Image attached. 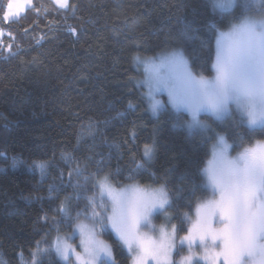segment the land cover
I'll use <instances>...</instances> for the list:
<instances>
[{
  "label": "trees",
  "instance_id": "trees-1",
  "mask_svg": "<svg viewBox=\"0 0 264 264\" xmlns=\"http://www.w3.org/2000/svg\"><path fill=\"white\" fill-rule=\"evenodd\" d=\"M8 2L0 0V259L31 264L36 242L47 235L40 247L49 246L56 232L45 217L57 216L60 200L74 191L70 186L57 191L61 172L67 184L69 170L87 164L83 175L73 176V182L84 184L101 156L105 172L121 169V182L115 185L132 182L124 179L134 167L132 156L148 169L139 183L153 184L149 173L155 174V184L167 181L169 209L176 224L183 221L178 234H185L189 219L180 215L191 216L208 195L200 170L214 131L239 145L241 137L245 144L264 140V130L251 132L238 118L235 124L213 122L214 131H188L183 125L188 115L169 107L152 116L136 82L143 70L133 57L181 48L196 74L210 76L206 45L214 49L215 42L210 26L227 28L243 14L244 0L228 12L215 9L212 0H69L74 14L53 0H31L11 22L4 19ZM150 144L154 154L146 161L143 149ZM63 154L75 159L66 162ZM34 162L47 164L43 177ZM92 194L89 182L83 195ZM110 243L116 264H129L114 237ZM50 262L62 264L55 253L44 258V264Z\"/></svg>",
  "mask_w": 264,
  "mask_h": 264
},
{
  "label": "snow or ice",
  "instance_id": "snow-or-ice-1",
  "mask_svg": "<svg viewBox=\"0 0 264 264\" xmlns=\"http://www.w3.org/2000/svg\"><path fill=\"white\" fill-rule=\"evenodd\" d=\"M54 2L59 9L71 7L75 13L76 7L69 0ZM233 2L214 0V7L227 11ZM27 3L30 0H25ZM25 4L9 0L5 21L11 22L23 12ZM229 23L227 31L215 24L210 26L215 29L214 49L211 43L206 45L212 57L211 76L195 74L181 48L144 59L133 57L137 65L144 66L143 78L137 80V85L147 88L144 96L154 114L165 106L157 96L166 93L167 104L178 114L188 115L184 123L190 130L206 131L211 127L200 119L202 114L223 119L233 108L239 113L240 123L251 132L264 130V0H244L243 14ZM69 30L76 33L74 28ZM7 51L12 54L11 46ZM88 135L94 136L95 131L90 130ZM236 147L240 150L230 155V149ZM153 152L152 145H145L144 160H151ZM62 158L69 163L75 159L72 154H63ZM131 160L134 167L128 169L129 175L124 179L132 182L119 189L112 185L121 182L117 178L121 169L117 167L113 172L109 168L105 172L103 156L95 161L96 171L84 176V184L73 182V176L83 175L87 164L77 163L70 169L67 184L61 172L57 191L69 186L74 191L60 200L57 216L50 221L45 217V224L56 232V237L47 248L40 247L47 235L36 242L31 264H44V258L50 260L53 253L62 264H116L114 244L110 243L113 237L127 249L130 264H177L171 257L174 250H179L176 236L183 221L171 223L175 217L167 211L172 206L167 181L157 187L141 185L139 179L145 178L148 169L135 156ZM32 167L42 177L46 174V163L34 162ZM200 171L204 177L202 188L208 195L197 203L195 219L187 234L180 237L179 245L187 243L189 254L179 264H198L196 257L210 264H264V140L245 144L241 137L239 145H230L223 135L217 134L211 158ZM148 178L156 183L155 174L149 173ZM89 182L93 194L84 196ZM156 213H164L170 230L164 225L157 228L153 223ZM183 216L192 219L188 213ZM62 227L68 231L61 234ZM77 235L79 243H70ZM194 247L202 249V253L194 251ZM21 259L24 261L23 253ZM0 264L6 262L0 259Z\"/></svg>",
  "mask_w": 264,
  "mask_h": 264
},
{
  "label": "rangeland",
  "instance_id": "rangeland-1",
  "mask_svg": "<svg viewBox=\"0 0 264 264\" xmlns=\"http://www.w3.org/2000/svg\"><path fill=\"white\" fill-rule=\"evenodd\" d=\"M212 2H213V5H214V0H212ZM236 2H237V0H234L231 9H229V10H227V11L222 10V9H220V8H216V7H215V9L220 10V11L228 12V11H231V10L234 8ZM229 27H230V25H229L227 28L220 29V30H221V31H227ZM184 54H185V53H184ZM154 55H155V54H154ZM154 55H146V56H141V55H139V56L141 57V59H144V58H146V57H151V56H154ZM185 56H186V54H185ZM186 57H187V56H186ZM135 64H137V63L135 62ZM139 66H141V68H142V70H143V75H144V66H143V64H140ZM195 74H196V73H195ZM213 74H214V73H212L211 75H213ZM197 75H198V74H197ZM211 75H210V76H211ZM142 78H143V76H142L141 78L137 79V80H142ZM136 82H137V81H136ZM142 87H143V86H142ZM146 91H147V88H146V87H143V96H144V93H145ZM144 98H145V96H144ZM157 98L160 99V100L164 103V105H165L161 110H163V109L166 108V107H169V108L172 109L171 105H170V104H167L168 97H167V94H166V93H163V94L158 95ZM145 100H146L147 107H148V110H149L150 114H151L152 116H157L161 110H159L157 113L154 114V113L150 110V108H149V102H148V100H147L146 98H145ZM173 110H174V109H173ZM174 111H175V110H174ZM238 118H240L239 113L236 112V110L233 108L232 111H231V114H230V115H226L223 119H217V118L211 116L210 114H209V115L202 114L201 117H200V119L206 121L207 124L211 125V127H210L208 130H206V131L201 130V129H199V128H194V129H191V130H190L184 122H183V125H184V127H185L188 131H204V132H210V131H214V130H215V129H214V126H213V122H215V121H226V122H227L226 124H228V123H229V124H232V123L235 124V122H236L235 120L238 119ZM188 119H189V117L187 116V118H186L184 121H186V120H188ZM214 133H215V138H214L212 144H213V143L215 142V140L217 139V134L223 135L222 133H218V132H216V131H214ZM223 136H224V135H223ZM224 137H225V136H224ZM225 139H226V137H225ZM226 141H227L230 145H232L227 139H226ZM212 144H211V147H210V153H209V156H208V158H207V160H206V163H205L204 167L206 166L207 161L211 158ZM150 145H152V146L154 147V144H150ZM239 150H240V148L237 149V150L230 149V155H233V156H234ZM153 154H154V152L152 153V157H153ZM204 167H203V168H204ZM202 175H203V174H202ZM130 183H131V182H130ZM125 184H126V183H125ZM140 184H141V183H140ZM160 184H161V183H159V184H141V185H144V186L151 185V186H153V187H157V186H159ZM123 185H124V184H122V185H115V184H113L112 186L115 187V188H117V189H119V188L122 187ZM166 190H167V189H166ZM98 191H99V190H98ZM199 202H200V201H199ZM199 202H198V203H199ZM196 205H197V204H196ZM195 208H196V206H195ZM195 208H194V210H193V214H194V215L192 214V215L190 216L192 219L189 220V226H188V228L191 226L192 221L195 219ZM167 211H168L169 214L175 216V214H174L169 208L167 209ZM180 217L183 218V219H185L184 216H183V214H181ZM153 223L157 226V228H159L161 225H164V226L166 227V229H168V230L171 229V224H166V223H165V215H164V213H156V214H154V217H153ZM171 223H172V224H176V223L174 222V219H172ZM61 234H63V233H61ZM186 234H187V231H186V233L183 234V235L178 234V235L176 236L177 246H178V249H179V250H178V251H175V250H174L171 259L175 260V261L177 262V264H179V262L182 260L183 257H185V256H187V255L189 254V253H188V246H187V243H185L182 247L179 245L180 237H182V236H184V235H186ZM55 237H56V235H55ZM55 237H54L53 239H55ZM69 242H70V243H74V244H78V243H79V236L77 235L74 241H69ZM121 246H122V245H121ZM122 247H123V246H122ZM123 248H124V250L127 252V254L129 255L127 249H126L125 247H123ZM78 250H79V249H78ZM193 250L196 251L197 253H202V249H200V248H198V247H194ZM56 257H57V256H56ZM129 257H130V260H131V256H130V255H129ZM57 258L60 259L59 257H57ZM194 259H196V260H198V261H201V262H204L205 264H210V262H206V261H204L203 259H199V257H196V258H194ZM74 260H75V258L73 257V261H74ZM129 264H130V263H129ZM218 264H222V261L218 262Z\"/></svg>",
  "mask_w": 264,
  "mask_h": 264
},
{
  "label": "crops",
  "instance_id": "crops-1",
  "mask_svg": "<svg viewBox=\"0 0 264 264\" xmlns=\"http://www.w3.org/2000/svg\"><path fill=\"white\" fill-rule=\"evenodd\" d=\"M54 1V0H53ZM17 2L18 3H21V4H25V0H17ZM8 4H9V2H8ZM31 6V0H30V3H27V4H25V6H24V11L23 12H21L18 16H16V17H14V18H11V20H15V19H17V18H19L25 11H26V9L27 8H29ZM8 11V5H7V8H6V11H5V13ZM5 15V14H4ZM194 215V214H193Z\"/></svg>",
  "mask_w": 264,
  "mask_h": 264
}]
</instances>
